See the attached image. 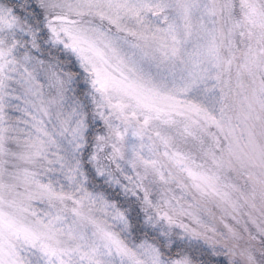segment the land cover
<instances>
[{"label":"snow or ice","instance_id":"1","mask_svg":"<svg viewBox=\"0 0 264 264\" xmlns=\"http://www.w3.org/2000/svg\"><path fill=\"white\" fill-rule=\"evenodd\" d=\"M0 264H264V0H0Z\"/></svg>","mask_w":264,"mask_h":264}]
</instances>
